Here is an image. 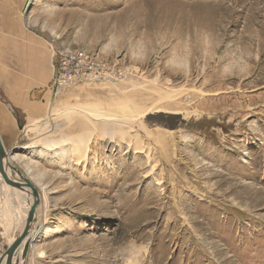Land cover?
Segmentation results:
<instances>
[{
  "label": "rangeland",
  "instance_id": "374dc122",
  "mask_svg": "<svg viewBox=\"0 0 264 264\" xmlns=\"http://www.w3.org/2000/svg\"><path fill=\"white\" fill-rule=\"evenodd\" d=\"M11 2L0 0V85L4 54L27 47L41 66L29 97L44 100L21 123L89 138L79 162L82 143L42 155L40 130L10 133L13 168L33 167L40 195L25 264H264V0ZM52 47L85 49L114 75L51 96ZM124 101L155 107L143 153L81 113ZM18 199L1 179L0 258L26 226Z\"/></svg>",
  "mask_w": 264,
  "mask_h": 264
},
{
  "label": "bare ground",
  "instance_id": "6f19581e",
  "mask_svg": "<svg viewBox=\"0 0 264 264\" xmlns=\"http://www.w3.org/2000/svg\"><path fill=\"white\" fill-rule=\"evenodd\" d=\"M135 106V105H134ZM104 108V107H103ZM155 107H147L145 109H133V107L129 106V104H127L125 101L120 103L116 109H102L99 108V111H93V109H83L81 110L80 107H76L73 110H65L67 111V113L72 112V111H79L81 110L82 115H84L87 120L90 122V124L93 126V129H99L105 134V133H114L117 132L118 135H120V137L122 138V140H126L125 144L127 145V148L129 149H136V150H140L142 149V153L145 151V147L143 144H145L146 142H144V139H148V132L144 126L143 123V118L149 114L152 113ZM164 108V107H163ZM91 110V111H90ZM176 112H181L180 110L176 111ZM70 114H68L69 116ZM0 137L2 138V142H3V138H4V130L6 127H8V120H11L10 118L6 117V111L3 109H0ZM68 121V120H66ZM14 122V121H12ZM46 124V123H45ZM45 124H42L41 127L37 126V127H31L28 130H26L27 132L29 131H35V130H40V134H37L36 137V141L34 142V145L38 146L39 144L42 146V151H40V153L43 155L47 152L52 153V154H58L61 153L63 150L66 151L65 146L69 145V143L71 142L72 144H83V150L82 151H77V153H79V162H84L86 160V156H87V151L89 149V138L86 137H81L77 140H73L68 136H65L64 134H62V136L60 138H55L52 134L45 136V130H49V126ZM10 125H11V121H10ZM67 125V124H66ZM11 127V126H10ZM9 127V128H10ZM16 127V123L14 122V126ZM60 127V126H59ZM15 130V129H14ZM54 131L56 132L58 129L57 127H55L54 129H50L49 131L51 132ZM13 131V129H12ZM25 131V133H27ZM44 132V133H42ZM2 133V135H1ZM93 134V133H92ZM84 135V134H83ZM160 137V136H159ZM140 138H144L140 141ZM15 139V138H14ZM120 139V138H119ZM149 142H147L146 144H151L150 142V138L148 140ZM118 143H121V141ZM39 145V146H40ZM6 148V146H5ZM82 148V147H81ZM8 150V147L6 148ZM79 150V148H77ZM11 151V150H10ZM91 151V150H90ZM152 149L147 152V157L150 158L151 157V152ZM48 154V153H47ZM65 154V152H64ZM6 160V164L5 165V172L8 174V176L15 181H22L24 179V177L29 178L31 180V177L29 175H32L34 172V168L31 166L27 167V170H25V172L23 171L22 173H19L15 168L9 166L8 164L10 162H14V161H22L23 159L21 158V156H18V154H16L15 152H11L9 157L6 158L4 157V161ZM41 173H38L39 176ZM33 176V175H32ZM36 178V177H34ZM4 179L2 172L0 171V180ZM33 181V180H31ZM36 182V181H35ZM7 183V182H6ZM37 183V182H36ZM17 184V183H16ZM33 184L35 185V187H37V185L33 182ZM4 186V185H3ZM1 187L2 189L4 187ZM6 187V186H5ZM5 189V188H4ZM7 189L10 192L15 193L16 197H18L19 199V203L20 200H24V198L22 197V190H30L33 194V196L31 197L29 202H26L24 200V206H26L28 208V214H26L23 211V217L26 219L29 216V210L30 208L37 202H39V200H37V198H39V191L36 193L37 196H34V193L32 191V189L29 187L28 184H17V185H13L11 183H7ZM9 198H10V194H6ZM21 208L20 205H16V209L19 210ZM36 217H37V211L34 212L32 214V219H31V226L30 229L28 231V234H24V228L22 230V232L20 233V236L24 234L23 239H22V243L16 248L13 258H12V264H25V260H26V254L25 253V244L27 241L31 242L34 239L35 236V231H36ZM18 239V238H17ZM29 251V250H28ZM9 253H7V256H5L3 263L2 264H7L8 258H9Z\"/></svg>",
  "mask_w": 264,
  "mask_h": 264
},
{
  "label": "crops",
  "instance_id": "0c3cea01",
  "mask_svg": "<svg viewBox=\"0 0 264 264\" xmlns=\"http://www.w3.org/2000/svg\"><path fill=\"white\" fill-rule=\"evenodd\" d=\"M1 1L4 5L10 4V6L7 7V9L14 8L11 0H1ZM0 9H2V7ZM4 57L6 59L5 62L2 63V70H3L2 72L5 75L12 76L11 83L8 82L5 85L4 84L0 85V109H3V111L5 110L6 117L11 119L8 120V127H6L3 132L4 134L3 144L7 148L9 144L8 137L12 135L10 134L12 133V129L14 130L16 127H18V119L20 120L21 123L22 121L25 122V120H28L29 116L31 117L40 116L44 112V105H43L44 100L43 99H40L39 101L32 100L29 97L28 75L36 71L38 64L29 61L28 48L24 47V49L20 50V52L13 53L11 58H9V55L7 53L4 54ZM38 67L40 68L41 66L38 65ZM43 120L44 119H42V121ZM10 121H11V125H10ZM12 121L16 123V127H13L14 122ZM38 122L39 120L31 121L30 125H26L23 128L22 133L25 134V131L31 127H37ZM14 132L16 131L14 130ZM15 142L16 140L12 141L11 144H14Z\"/></svg>",
  "mask_w": 264,
  "mask_h": 264
},
{
  "label": "built area",
  "instance_id": "2783aa9c",
  "mask_svg": "<svg viewBox=\"0 0 264 264\" xmlns=\"http://www.w3.org/2000/svg\"><path fill=\"white\" fill-rule=\"evenodd\" d=\"M52 96L82 81L109 80L114 75L110 64L96 58L85 49L52 47Z\"/></svg>",
  "mask_w": 264,
  "mask_h": 264
},
{
  "label": "water",
  "instance_id": "95a60500",
  "mask_svg": "<svg viewBox=\"0 0 264 264\" xmlns=\"http://www.w3.org/2000/svg\"><path fill=\"white\" fill-rule=\"evenodd\" d=\"M18 124H19V126H20L21 129L24 128V125L20 123V120H18ZM11 152H12V151H11ZM9 155H10V152L5 148V146H4V144H3L2 140H1V137H0V171H1L2 174H3V177H4L5 182H7V183H11V184H13V185H17V184H15V183H18V184H23V183L25 184V183H26V184H28L29 187L32 189V191H33V193H34V196H35V195L37 196V194H36V193L38 192V191H37V188L35 187V185L33 184V182H32L29 178H27V177L25 178V177H24V179H23L22 181H15V180H12V179L8 176V174L5 172V165H4V164H6V163H5L6 160L4 161V157L8 158ZM8 165L11 166V167H16L12 162H10ZM18 172L22 173L20 170H18ZM22 174H23V173H22ZM37 197H38V196H37ZM37 200H39V198H37ZM37 205H38V202L35 203V204L30 208V210H29V216H28V218H27L26 226H25V228H24V234H26V233L28 234V231H29L30 226H31L32 214H33L34 212H36V207H37ZM24 234L21 235L16 241H14V242L11 244V246L9 247L8 251H6V252L2 255V257L0 258V264L3 263L4 257L6 256L7 253L10 254V255H9V258H8V261H7V264H12V258H13L14 252H15L16 248L22 243V239H23ZM29 247H30V242L27 241L26 244H25V248H24V249H25V253L28 251Z\"/></svg>",
  "mask_w": 264,
  "mask_h": 264
}]
</instances>
